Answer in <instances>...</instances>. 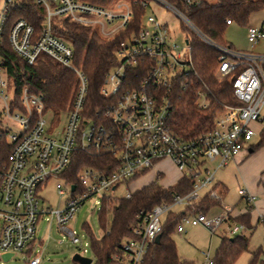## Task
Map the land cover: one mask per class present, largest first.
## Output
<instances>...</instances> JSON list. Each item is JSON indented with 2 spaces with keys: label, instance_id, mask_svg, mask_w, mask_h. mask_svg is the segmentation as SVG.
Masks as SVG:
<instances>
[{
  "label": "built area",
  "instance_id": "2783aa9c",
  "mask_svg": "<svg viewBox=\"0 0 264 264\" xmlns=\"http://www.w3.org/2000/svg\"><path fill=\"white\" fill-rule=\"evenodd\" d=\"M26 0H2L0 5V37L8 10L21 6ZM42 6L44 21L40 33L25 19H16L9 32V43L16 54L28 64L40 55L71 69L75 85L68 107L62 113L64 123L45 111L43 97L23 88L13 106V92L0 69V135L10 150L0 159V256L21 254L26 264H40L34 253L36 224L39 215L55 216L58 228L77 245L80 238L68 227L77 209L88 199L101 204L106 195L135 175L152 173L154 179L163 177L158 169L168 159L192 183L185 194H172L170 202L154 205L136 214L132 222L133 237L124 239L113 259L117 264H139L149 245L160 235L165 217L177 212V233L186 226L202 225L214 233L227 220L232 209L223 205L225 213L208 217L197 207V201L210 195L220 204L222 197L213 188L215 171L249 150L251 142L264 129V50L235 51L217 45L203 36L189 21L186 8L201 0H32ZM264 2V0H261ZM163 7L178 18L179 30H190L219 51L216 75L231 76L235 104H217L212 128L206 134L185 139L168 127L169 91L173 81L186 74L190 63L188 36L184 47L175 40V31L156 14ZM140 24L136 31L127 32L137 14ZM64 18L83 27H96L103 38L123 35L118 41L116 63L105 73L100 93L105 105L96 116L84 115L87 76L74 62L70 44L54 31L55 19ZM229 25L232 22L225 20ZM247 39L255 47L264 39V25L247 26ZM132 76V77H131ZM200 106L208 100L199 95ZM102 113V114H100ZM49 115L51 120L46 119ZM61 115V116H62ZM60 116V117H61ZM101 120V121H100ZM10 123L19 126L10 130ZM83 150L104 151L112 156V170L82 166L77 170V183L65 178L72 153ZM210 163L214 164L210 169ZM55 178V188L65 195L64 207L49 210L41 207V190ZM72 186L74 187L72 189ZM249 206L255 196L246 188L238 191ZM132 190L126 187L123 197ZM95 209V208H94ZM177 209V210H176ZM264 220V218H262ZM244 225L232 222L228 234H236ZM84 251L86 249H83ZM204 264L212 259L204 253ZM9 258V259H10ZM8 259V260H9Z\"/></svg>",
  "mask_w": 264,
  "mask_h": 264
},
{
  "label": "trees",
  "instance_id": "16d2710c",
  "mask_svg": "<svg viewBox=\"0 0 264 264\" xmlns=\"http://www.w3.org/2000/svg\"><path fill=\"white\" fill-rule=\"evenodd\" d=\"M264 6L261 0H201L198 5L186 8V15L193 26L208 40L217 45L231 47L224 39L227 26L225 20L245 23L251 12ZM134 17L127 32L136 31L140 24V14ZM25 19L36 33L42 30L44 10L32 0H26L21 6H12L8 10L6 23L0 37V69L4 73L8 89L13 92V106H17L18 95L23 88L31 93L40 94L46 112H51L54 119H60L68 107L75 85L73 71L63 65L40 55L32 64H28L11 48L8 37L10 28L16 19ZM54 31L71 45L74 62L87 76V94L84 115L96 116L103 108L105 99L100 93L105 73L116 63L115 52L118 41L123 35L103 38L91 27L79 26L64 18L55 19ZM188 38L190 63L186 74L177 77L169 91L170 109L168 127L175 135L185 139L206 134L212 128L213 112L217 104H235L231 85V76L222 80L215 77L219 51L204 42L196 33ZM132 77V76H131ZM202 93L208 100L206 107L200 106L199 95ZM102 114V113H100ZM101 121V120H100ZM1 131V130H0ZM264 146V129L257 136L251 148ZM10 150L8 140L0 135V159L3 160ZM112 156L104 151L83 150L72 153L65 178L68 182L77 183L76 173L82 166H89L104 172L112 170ZM264 173V171H263ZM140 175L126 180L132 183ZM264 192V177L259 180ZM214 187H217L215 185ZM192 188L186 177H178L175 183L163 186L157 179L132 190L131 196L115 197L106 195L101 199L98 210V224L101 235L92 236L87 223L85 229L90 233L93 253L91 264H117L113 259L119 252L121 242L133 237L132 222L136 214L146 211L156 204L168 203L172 194H185ZM226 189L221 187L220 194ZM197 207L208 212L219 204L213 197L205 195L197 201ZM249 205V204H248ZM177 212L170 211L163 222V228L157 242L149 245L139 264H192L180 258L173 239ZM237 222L250 227L248 213L234 217ZM249 240L244 234L221 236L211 264H233L244 251H249ZM246 264H264V252L261 248L250 251Z\"/></svg>",
  "mask_w": 264,
  "mask_h": 264
},
{
  "label": "rangeland",
  "instance_id": "374dc122",
  "mask_svg": "<svg viewBox=\"0 0 264 264\" xmlns=\"http://www.w3.org/2000/svg\"><path fill=\"white\" fill-rule=\"evenodd\" d=\"M212 1V0H209ZM2 0H0L1 5ZM156 14L162 21L168 23L170 29L175 31V40L179 47H185L184 38L190 37L192 32L186 30L185 32L179 30L178 18L170 11L161 7H156ZM261 26L264 25V6L251 12L249 18L245 23H238L232 21L231 24L225 27L223 33V39L235 50L241 52H262L264 50V39L260 41L255 47L251 46V43L247 39V26ZM96 30V27H93ZM101 36V34L99 33ZM216 72V70H215ZM219 81L223 78L217 77ZM261 116L264 117V110L261 112ZM64 115H62L57 123L54 131L60 129L64 123ZM46 119L51 120L49 115H46ZM10 130L13 132L19 131V126L16 123H10ZM257 141L255 136L251 142V145ZM250 149H252L250 147ZM253 150V149H252ZM241 159L239 163L231 160L227 165L218 168L214 173V184L222 183L227 187V192L223 195L222 203L212 207L206 215L208 217L225 213L223 205L228 207L238 206V200L241 188H247L248 182H252L254 185L258 180L264 177V146H260L255 150L249 152L242 151L239 155ZM210 163V169L213 168ZM163 169L164 176L157 181L163 186L172 185L174 180L177 179V169L172 166L168 160H165L158 165ZM176 169V170H175ZM154 179L152 173L140 176L128 185L120 184L114 191L116 197H121L126 192V187L129 186L131 190L139 188L140 186L147 184ZM56 179L51 178L46 186L41 190L40 195L42 198L41 207L48 208L49 210H59L64 207L65 195L58 193L55 188ZM220 194L221 187L217 186L213 188ZM210 196V195H208ZM211 197V196H210ZM217 201V200H216ZM95 208V209H94ZM237 208V207H236ZM100 204L95 201L94 198L86 200L75 212L73 218L68 223V227L73 229L80 238V242L74 245L69 236L62 232L57 224L55 216L50 213H45L38 216L36 224L35 241L40 242L37 244L34 253L40 255V264H79L73 261L72 257L78 253L82 256L93 258L91 249V237L98 238L101 235V229L98 224V210ZM177 210V209H176ZM87 223L92 232V236L85 229L84 224ZM226 223L217 229L214 233H211L206 227L202 225L186 226L185 232L177 233L174 231L173 239L177 248L180 258L187 259L192 264H199L203 257L202 252H209L211 258H213L215 250L219 244L221 236H231V234L225 233L224 229ZM241 231V230H240ZM239 234V233H237ZM244 234L249 238V246L258 247L261 246L264 250V226L259 225L254 230H244ZM83 249H86L85 251ZM248 252H242L237 260L233 264H240L248 260ZM0 264H26L25 259L21 254H15L9 260H3L0 257Z\"/></svg>",
  "mask_w": 264,
  "mask_h": 264
},
{
  "label": "crops",
  "instance_id": "0c3cea01",
  "mask_svg": "<svg viewBox=\"0 0 264 264\" xmlns=\"http://www.w3.org/2000/svg\"><path fill=\"white\" fill-rule=\"evenodd\" d=\"M253 151V150H252ZM250 152V151H249ZM166 160H168V159H166ZM240 158H239V156H237L235 159H234V161L236 162V163H239L240 162ZM165 161V160H164ZM163 162V161H162ZM168 162L172 165V163L168 160ZM161 163V162H160ZM173 166V165H172ZM158 169L159 170H161V171H163V169H161V168H159L158 167ZM176 170V169H175ZM164 172V171H163ZM178 172V171H177ZM179 173V172H178ZM164 176V175H163ZM178 177H180V173L178 174V176H177V179H178ZM176 179V180H177ZM176 180H174V182L173 183H175L176 182ZM215 185H217V186H220V187H223V188H225L226 189V192H227V187L224 185V184H222V183H216ZM248 186H247V190H248V192H250L252 195H254L255 196V199H254V202H253V204L251 205V207L248 205V203L244 200V199H242V197L240 196L239 197V200H238V206L236 205V207L234 206V207H230L231 209H232V211H231V213H230V215H228V217H227V220L224 222V223H226V227H225V229H224V231H225V233H228L227 232V228H228V226L232 223V222H237L235 219H233L234 217H236V216H239V215H241V214H244V213H248V216H249V221H250V227H246L243 223H241V222H238V223H241V224H243L244 225V228L243 229H241V231H239L238 233H240V234H244V230H246V229H248V230H254V229H256L259 225H263L264 226V220L262 219V218H264V192H263V189H262V187H261V185L259 184V180L256 182V184L254 185L252 182H248V184H247ZM141 187V186H140ZM226 192L224 193V194H220L221 195V197L223 198V195H225L226 194ZM220 204V203H219ZM196 226V225H195ZM237 234V233H236ZM245 235V234H244ZM246 236V235H245ZM248 240H249V238H248ZM38 243H40V242H36V241H34V243H33V247L35 246V248H36V246H37V244ZM259 248H261L262 249V247L261 246H258ZM258 247H250L249 246V251H245V252H248V254H249V256H250V251H252V250H254V249H256V248H258ZM262 251L264 252V250L262 249ZM204 253H207L208 254V256H209V258H211L210 257V255H209V252L208 251H206V252H202V257H203V259H202V261L199 263V264H204V261H205V257H204ZM240 256V255H239ZM238 256V257H239ZM237 257V258H238ZM237 258H236V260H237ZM212 259V258H211ZM249 259V258H248ZM235 260V261H236ZM234 261V262H235ZM247 261L248 260H246V262H241L240 264H246L247 263Z\"/></svg>",
  "mask_w": 264,
  "mask_h": 264
},
{
  "label": "water",
  "instance_id": "95a60500",
  "mask_svg": "<svg viewBox=\"0 0 264 264\" xmlns=\"http://www.w3.org/2000/svg\"><path fill=\"white\" fill-rule=\"evenodd\" d=\"M249 151L251 152L252 149H249ZM74 187L72 186V189ZM159 237L160 235H158L156 238H155V242H157L159 240ZM11 254L10 253H4V254H1V259L3 260H8L10 258ZM73 261L79 263V264H91L92 263V259L91 258H88V257H85V256H82L78 253L74 254L73 257H72Z\"/></svg>",
  "mask_w": 264,
  "mask_h": 264
}]
</instances>
